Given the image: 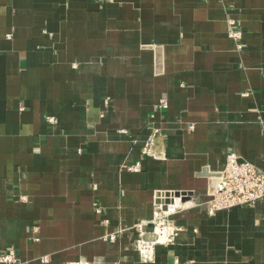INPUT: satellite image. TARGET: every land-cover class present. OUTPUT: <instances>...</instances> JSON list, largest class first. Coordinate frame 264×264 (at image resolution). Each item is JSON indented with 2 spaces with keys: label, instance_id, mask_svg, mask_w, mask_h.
<instances>
[{
  "label": "crops",
  "instance_id": "1",
  "mask_svg": "<svg viewBox=\"0 0 264 264\" xmlns=\"http://www.w3.org/2000/svg\"><path fill=\"white\" fill-rule=\"evenodd\" d=\"M231 152L264 170V0H0V256L264 264V199L207 203ZM160 191L191 199L143 248Z\"/></svg>",
  "mask_w": 264,
  "mask_h": 264
},
{
  "label": "built area",
  "instance_id": "2",
  "mask_svg": "<svg viewBox=\"0 0 264 264\" xmlns=\"http://www.w3.org/2000/svg\"><path fill=\"white\" fill-rule=\"evenodd\" d=\"M230 26L229 36L241 50L243 31L235 20H230ZM160 106L167 108L168 100L162 98ZM128 169L141 170V162L128 166ZM220 172L222 173L220 181L207 201L210 212L229 210L236 206H250L264 199V170L252 162L243 160L235 152H231L227 156L225 167ZM175 193V191L158 192L157 199L164 200L167 198L166 194H170L173 201L166 205L167 209H164V203H155L153 218L150 221L154 226L153 230L149 236L146 230L140 231L138 241L140 247L155 248L158 245H169L174 242L176 234L169 224V219L179 212L187 201L183 200L182 196H175ZM119 232L120 230L108 234L106 238L115 241ZM0 259L4 264H20V259L14 249L3 252Z\"/></svg>",
  "mask_w": 264,
  "mask_h": 264
},
{
  "label": "water",
  "instance_id": "3",
  "mask_svg": "<svg viewBox=\"0 0 264 264\" xmlns=\"http://www.w3.org/2000/svg\"><path fill=\"white\" fill-rule=\"evenodd\" d=\"M157 51V55H158V59H159V65L161 64V50L158 48L156 49ZM202 175H205L207 177H209V193L213 194L215 192L216 186L218 184V182L220 181L221 175L222 173L220 171L217 172H211L208 168H204L202 171ZM175 196H182L183 200H190L191 196L185 192H179L177 191L175 193ZM166 199L162 200V199H158L157 203H164V209H167V204H169L170 202L173 201V199L170 198V194H166ZM153 225H150V229L151 231L153 230Z\"/></svg>",
  "mask_w": 264,
  "mask_h": 264
}]
</instances>
